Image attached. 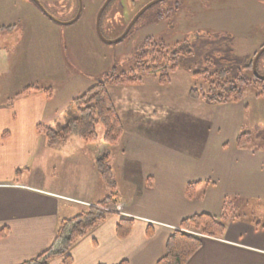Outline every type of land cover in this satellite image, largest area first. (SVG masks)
Instances as JSON below:
<instances>
[{
  "label": "crops",
  "instance_id": "1",
  "mask_svg": "<svg viewBox=\"0 0 264 264\" xmlns=\"http://www.w3.org/2000/svg\"><path fill=\"white\" fill-rule=\"evenodd\" d=\"M13 3L23 9L24 4ZM28 7L29 16L18 22L34 25L37 20L49 26L51 52L64 71L62 50L67 46L58 35L64 25L34 4ZM91 32L99 39L92 26ZM12 71L3 85L0 75V89L7 92L0 101V264H20L47 251L61 219L111 194L134 219L130 235L118 238L120 216L108 214L71 247L70 264H156L184 218L219 216L225 199L264 200V136L258 134L264 126V98L255 91L247 96L243 92L236 102L210 104L190 99L187 88L179 93L170 82L161 85L154 77L133 85H107L123 126L119 139L108 146L103 134L93 144L71 134L50 145L36 125L62 126L58 115L66 120L65 108L75 95L64 89L61 98L41 90L16 96L29 81ZM241 133H248L250 141L238 147ZM104 150L114 191L96 167ZM192 181L201 185L188 198L185 188ZM62 261L54 256L49 262ZM187 264H264V223L242 216L228 221L221 237L202 236L200 249Z\"/></svg>",
  "mask_w": 264,
  "mask_h": 264
},
{
  "label": "rangeland",
  "instance_id": "2",
  "mask_svg": "<svg viewBox=\"0 0 264 264\" xmlns=\"http://www.w3.org/2000/svg\"><path fill=\"white\" fill-rule=\"evenodd\" d=\"M81 1L79 17L61 26L58 32L67 46L66 50H62V66L65 67L62 71L51 52L54 41L50 39L53 32L49 26L37 20L34 25L33 21L28 20L24 25L18 22L29 16L27 8L31 1L0 0V27L15 25L10 32H0L2 85L5 77H12L14 70L18 75H23L21 78L26 77L28 85L52 89L55 97L61 98L64 89L77 96L89 86L105 81L112 69L117 73L129 72L138 54L149 50L146 48L148 40L163 41L169 45L179 43V47L185 43L191 45L195 39L202 44H207L211 39L220 40L223 46L231 44L240 62L250 60L264 43V0H161L141 13L124 38L116 43L97 41L91 32V26L95 29L96 12L103 0ZM152 1L111 0L100 18V31L105 40H115L137 12ZM13 2L24 4L23 9ZM40 2L62 22L73 20L78 8V0H70V3L69 0ZM183 51L186 53V50ZM2 68L7 72L3 73ZM258 71L264 76V53L259 60ZM142 77V81L153 80L150 74ZM170 83L173 90L183 93L194 84V80L189 73L178 69L171 73ZM252 91L250 86L243 89L245 96ZM6 96V90L0 89V101L5 100ZM58 116L59 122L64 125L62 114ZM96 131L100 137L103 126L97 124ZM232 203L237 215L264 223L263 199L234 200ZM120 211L123 212L121 208Z\"/></svg>",
  "mask_w": 264,
  "mask_h": 264
},
{
  "label": "trees",
  "instance_id": "3",
  "mask_svg": "<svg viewBox=\"0 0 264 264\" xmlns=\"http://www.w3.org/2000/svg\"><path fill=\"white\" fill-rule=\"evenodd\" d=\"M30 1V0H28ZM14 24L1 26L0 32L14 28ZM147 51L138 54L135 65L129 72L117 73L112 69L105 81L89 86L85 92L73 97L65 108V124L53 129L43 123L36 125V130L43 135L48 144L53 145L64 141L71 134L78 135L86 143H97V124L103 126L102 142L113 145L121 136L123 126L108 93L107 85H133L142 82V76L152 75L157 83L166 85L170 75L182 70L194 80L187 90V96L193 100H203L210 104L236 102L242 98L243 89L252 87L256 95L264 98V80L256 78L252 70V61L240 62L234 54L231 44L221 45L220 40L202 44L197 39L191 45L187 43L179 47V43L169 45L163 41L148 40ZM190 46V47H189ZM264 46V43L260 48ZM259 48V49H260ZM186 50V53L183 51ZM258 49V50H259ZM264 53V52H263ZM256 62L258 64L261 56ZM261 74V73H259ZM142 75V76H141ZM41 90L47 97L52 96V89L27 85L17 92L16 96ZM264 136V128L258 132ZM250 141L248 133L238 135L235 144L244 146ZM96 167L102 181L113 191L116 182L113 178L108 150H104L96 159ZM199 181L188 182L185 194L188 198L195 196ZM115 194H111L97 204L108 210L90 206L87 210L70 218L61 219L55 230V243L47 251L20 264H50L51 257H63L62 264H70L71 247L97 224L102 222L115 208ZM240 218L234 211V204L225 199L219 216L198 213L184 218L178 228L174 229L165 243L163 256L156 264H187L191 257L200 249L202 236L221 237L226 223ZM134 219L120 216L115 232L118 238L124 239L131 233ZM150 235V231L147 232ZM5 232H1V235ZM117 264H127L125 260Z\"/></svg>",
  "mask_w": 264,
  "mask_h": 264
},
{
  "label": "water",
  "instance_id": "4",
  "mask_svg": "<svg viewBox=\"0 0 264 264\" xmlns=\"http://www.w3.org/2000/svg\"><path fill=\"white\" fill-rule=\"evenodd\" d=\"M36 6L37 8L47 17L49 18L50 20H52L53 22H56L58 24H70L72 23L73 21H75L79 15H80V12H81V3H80V0H79V7H78V11L74 17L73 20H70L68 22H62L60 20H58L57 18L53 17L45 8L44 6L40 3L39 0H31ZM111 0H105L103 2V4L100 6V8L98 9L97 11V14H96V18H95V30H96V34L97 36L99 37L100 40L102 41H105L107 43H116V42H119L121 41L124 36L127 34V32L129 31V29L131 28V26L133 25V23L135 22V20L138 18V16L143 13L148 7H150L151 5H153L154 3L158 2V1H161V0H154L152 2H150L149 4H147L146 6H144L143 8H141L137 14L134 16V18L131 20V22L125 27L124 31L115 39V40H105V38L103 37L101 31H100V18H101V15H102V12L103 10L105 9V7L107 6V4L110 2ZM264 52V46H262L255 54L254 58H253V61H252V70H253V73L255 75L256 78H259V79H262L264 80V76L259 74L256 70V62L259 58V56Z\"/></svg>",
  "mask_w": 264,
  "mask_h": 264
},
{
  "label": "flooded vegetation",
  "instance_id": "5",
  "mask_svg": "<svg viewBox=\"0 0 264 264\" xmlns=\"http://www.w3.org/2000/svg\"><path fill=\"white\" fill-rule=\"evenodd\" d=\"M105 0H103L102 1V3L100 4V6L103 4V2H104ZM69 3H70V0H69ZM80 3H81V11H82V1L80 0ZM71 6V4L69 5V7ZM99 6V7H100ZM78 7H79V0H78ZM75 10H76V8H75ZM77 11H78V8H77ZM77 13V12H76ZM81 13V12H80Z\"/></svg>",
  "mask_w": 264,
  "mask_h": 264
},
{
  "label": "built area",
  "instance_id": "6",
  "mask_svg": "<svg viewBox=\"0 0 264 264\" xmlns=\"http://www.w3.org/2000/svg\"><path fill=\"white\" fill-rule=\"evenodd\" d=\"M116 209H117L116 212L121 213L120 206H117Z\"/></svg>",
  "mask_w": 264,
  "mask_h": 264
}]
</instances>
